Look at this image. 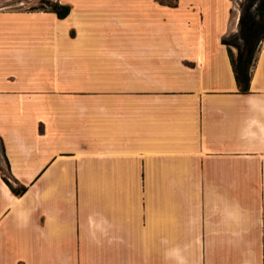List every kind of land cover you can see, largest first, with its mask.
Returning <instances> with one entry per match:
<instances>
[{
  "label": "crops",
  "instance_id": "crops-1",
  "mask_svg": "<svg viewBox=\"0 0 264 264\" xmlns=\"http://www.w3.org/2000/svg\"><path fill=\"white\" fill-rule=\"evenodd\" d=\"M56 2L0 9V165L27 187L0 169V264H264V41L243 93L240 8Z\"/></svg>",
  "mask_w": 264,
  "mask_h": 264
},
{
  "label": "trees",
  "instance_id": "trees-1",
  "mask_svg": "<svg viewBox=\"0 0 264 264\" xmlns=\"http://www.w3.org/2000/svg\"><path fill=\"white\" fill-rule=\"evenodd\" d=\"M167 1L170 5L176 4V0ZM40 8L55 11L59 18H65L71 10L70 6L51 0H41ZM240 10L238 32L223 41L228 46L237 85L241 92L247 93L250 90L252 69L264 41V0H242ZM4 180L17 195L27 190L24 185L15 186L6 176Z\"/></svg>",
  "mask_w": 264,
  "mask_h": 264
},
{
  "label": "rangeland",
  "instance_id": "rangeland-1",
  "mask_svg": "<svg viewBox=\"0 0 264 264\" xmlns=\"http://www.w3.org/2000/svg\"><path fill=\"white\" fill-rule=\"evenodd\" d=\"M52 1L55 2L56 0H52ZM233 2L237 8H240V4L242 0H233ZM40 5H41V0H0V9L21 7V8H27L33 10V9H41ZM0 169L3 172L4 176L9 178V180L11 181L12 178L10 176V173L6 165L5 164L0 165Z\"/></svg>",
  "mask_w": 264,
  "mask_h": 264
}]
</instances>
